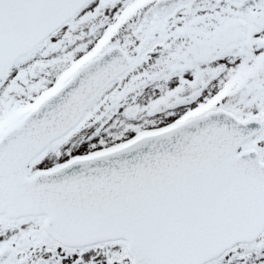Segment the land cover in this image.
<instances>
[{"label": "snow or ice", "instance_id": "obj_1", "mask_svg": "<svg viewBox=\"0 0 264 264\" xmlns=\"http://www.w3.org/2000/svg\"><path fill=\"white\" fill-rule=\"evenodd\" d=\"M0 264H264V0H0Z\"/></svg>", "mask_w": 264, "mask_h": 264}]
</instances>
